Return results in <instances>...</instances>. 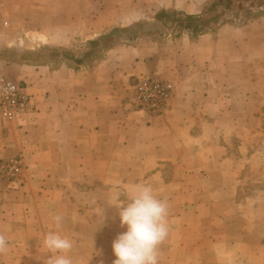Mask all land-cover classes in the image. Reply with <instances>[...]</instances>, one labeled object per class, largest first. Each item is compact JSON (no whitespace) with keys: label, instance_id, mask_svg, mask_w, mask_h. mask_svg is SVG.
<instances>
[{"label":"crops","instance_id":"obj_1","mask_svg":"<svg viewBox=\"0 0 264 264\" xmlns=\"http://www.w3.org/2000/svg\"><path fill=\"white\" fill-rule=\"evenodd\" d=\"M210 1L31 2L37 46L82 59L0 58V72L34 97L26 113L0 118V160L23 163L22 185L0 191L9 241L0 264H45L57 214L76 264H113L112 243L127 230L117 206L136 184L169 205L159 264H264V13L196 37L164 27L126 43L112 33L129 14L199 15ZM100 37L110 46L84 56L81 45ZM146 75L175 84L161 114L128 105L132 82Z\"/></svg>","mask_w":264,"mask_h":264},{"label":"rangeland","instance_id":"obj_2","mask_svg":"<svg viewBox=\"0 0 264 264\" xmlns=\"http://www.w3.org/2000/svg\"><path fill=\"white\" fill-rule=\"evenodd\" d=\"M32 1L33 0H0V14L3 16V19L8 21L7 26L0 25V58L7 61L20 59L50 60L54 63L59 62L61 57L63 59H82L76 58L74 52L71 50L49 46H37L35 43L36 41L33 40V34L30 33L32 37L29 35V32L35 29L33 24L37 23L36 20L31 22L28 16V10L31 7ZM127 13L137 14L139 12L129 10ZM261 13H264V0H211L206 5L202 14L185 15L181 12L171 11L166 13V17L161 15V17H155L154 19L159 20V22L161 21L162 23H160L162 26L168 28L172 36H179L185 29L190 28L194 31L190 33V35L196 37L204 30L214 31L219 24L225 21L242 24L253 16ZM146 19L147 18L132 16L130 14L126 18L116 19L119 25L116 26L112 33H120L125 30L133 29L138 24H142ZM160 33L161 32H159V34ZM165 34L166 31L162 33V35ZM147 35H158V33H148ZM30 38H32V43H35V46L29 48L31 45L30 43L27 44L26 40L29 41ZM100 40H95L91 44L92 47L89 44L81 45L82 54L85 56L88 52L103 51L111 44V41L101 39V37ZM89 46L90 50L87 49ZM6 75L12 77L10 74ZM21 185L22 182L14 187H7L8 185L1 184L0 191L16 189Z\"/></svg>","mask_w":264,"mask_h":264},{"label":"clouds","instance_id":"obj_3","mask_svg":"<svg viewBox=\"0 0 264 264\" xmlns=\"http://www.w3.org/2000/svg\"><path fill=\"white\" fill-rule=\"evenodd\" d=\"M126 204L117 206L122 227L127 230L118 234L112 243L116 259L113 264H159V247L168 238L169 205L157 198L151 186L133 185L127 192ZM62 215H54L55 231L44 235L43 246L51 255L45 264H76L69 255L73 241L62 235ZM9 251V241L0 232V254Z\"/></svg>","mask_w":264,"mask_h":264},{"label":"built area","instance_id":"obj_4","mask_svg":"<svg viewBox=\"0 0 264 264\" xmlns=\"http://www.w3.org/2000/svg\"><path fill=\"white\" fill-rule=\"evenodd\" d=\"M0 25L7 26L8 21L0 14ZM175 90L171 79H158L153 76L136 78L129 90L128 105L154 116L161 114L167 107ZM34 106V97L27 85L20 80L0 72V118L13 120ZM23 165L19 156L0 160L1 184L14 187L22 182Z\"/></svg>","mask_w":264,"mask_h":264},{"label":"water","instance_id":"obj_5","mask_svg":"<svg viewBox=\"0 0 264 264\" xmlns=\"http://www.w3.org/2000/svg\"><path fill=\"white\" fill-rule=\"evenodd\" d=\"M164 27L157 19H146L142 24H138L133 29L120 32V39L128 43H134L143 34H156L163 31ZM117 38V37H116ZM115 38V39H116Z\"/></svg>","mask_w":264,"mask_h":264}]
</instances>
